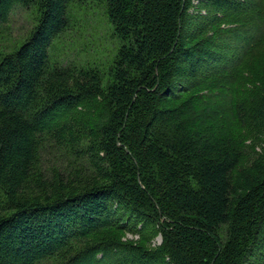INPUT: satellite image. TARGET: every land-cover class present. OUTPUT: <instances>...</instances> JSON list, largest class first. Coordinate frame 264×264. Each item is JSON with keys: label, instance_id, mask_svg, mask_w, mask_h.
<instances>
[{"label": "trees", "instance_id": "obj_1", "mask_svg": "<svg viewBox=\"0 0 264 264\" xmlns=\"http://www.w3.org/2000/svg\"><path fill=\"white\" fill-rule=\"evenodd\" d=\"M97 1L120 40L107 71L50 58L95 0H0V25L38 11L0 46V264H264V78L233 72L264 1ZM230 78L253 85L237 131L197 123Z\"/></svg>", "mask_w": 264, "mask_h": 264}, {"label": "rangeland", "instance_id": "obj_2", "mask_svg": "<svg viewBox=\"0 0 264 264\" xmlns=\"http://www.w3.org/2000/svg\"><path fill=\"white\" fill-rule=\"evenodd\" d=\"M95 1L90 7L81 5V7L73 8L71 13L72 27L58 40H55L50 47L52 61L60 63L74 61L78 65H95L100 70L107 71L120 46V40L113 34V29L109 26L106 14L103 12L104 10L102 11L99 2ZM195 4L197 5L198 2L196 1ZM205 12V10H201V13L204 14ZM37 13L36 8L16 7L10 15L9 21L0 25V46L8 51L21 45L36 24ZM256 24L262 30L260 34L264 36V13L258 15ZM251 49L252 51L245 58L243 65L233 72L237 76L252 75L254 79L251 81L259 84L260 78H264V39L254 43ZM228 73L226 72V75ZM240 80L231 79L230 82H225L216 89H203L192 102V105H197V103L202 105L198 113L194 112L197 123L205 121L204 117L206 118L208 115L207 117L211 119L206 121L207 125L212 127L219 125L224 128V131L227 130L226 133L236 132L233 108L236 100L240 97L236 95L238 93L243 95L245 88L253 86ZM203 97H206L207 101H196ZM123 239L125 241H137L140 240V235L129 232L123 236ZM150 242L152 246H158L162 242L161 234L152 236ZM44 264H52V262Z\"/></svg>", "mask_w": 264, "mask_h": 264}]
</instances>
